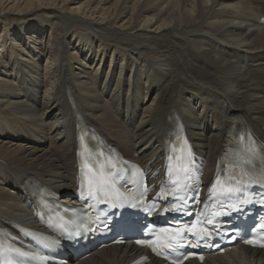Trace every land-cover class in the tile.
Masks as SVG:
<instances>
[{"label":"bare ground","instance_id":"obj_1","mask_svg":"<svg viewBox=\"0 0 264 264\" xmlns=\"http://www.w3.org/2000/svg\"><path fill=\"white\" fill-rule=\"evenodd\" d=\"M80 1L0 0V244L40 228L48 207L38 195L73 198L87 142L152 175L176 137L203 159V182L225 176L229 146L247 145L263 172L264 0ZM70 250L48 264H132L147 253L130 243L87 258ZM185 264H264V250L239 244Z\"/></svg>","mask_w":264,"mask_h":264},{"label":"snow or ice","instance_id":"obj_2","mask_svg":"<svg viewBox=\"0 0 264 264\" xmlns=\"http://www.w3.org/2000/svg\"><path fill=\"white\" fill-rule=\"evenodd\" d=\"M261 227L264 228V225H261ZM137 243L144 244L145 242L144 241H137ZM246 243L251 245V246H258V247L264 248V240H261V241L247 240ZM201 259H203V257H201Z\"/></svg>","mask_w":264,"mask_h":264},{"label":"rangeland","instance_id":"obj_3","mask_svg":"<svg viewBox=\"0 0 264 264\" xmlns=\"http://www.w3.org/2000/svg\"><path fill=\"white\" fill-rule=\"evenodd\" d=\"M83 0H81L78 4H80L81 2H82ZM6 22V21H5ZM0 36H1V34H0ZM152 99V98H151ZM150 99V100H151ZM9 188H11V187H9ZM62 195H70V193H68V192H66V194H62ZM67 199V198H66Z\"/></svg>","mask_w":264,"mask_h":264}]
</instances>
